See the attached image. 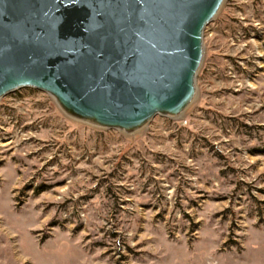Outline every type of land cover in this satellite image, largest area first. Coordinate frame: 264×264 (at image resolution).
<instances>
[{
	"label": "rangeland",
	"instance_id": "1",
	"mask_svg": "<svg viewBox=\"0 0 264 264\" xmlns=\"http://www.w3.org/2000/svg\"><path fill=\"white\" fill-rule=\"evenodd\" d=\"M194 95L127 131L0 97V264H264V0H223Z\"/></svg>",
	"mask_w": 264,
	"mask_h": 264
},
{
	"label": "water",
	"instance_id": "2",
	"mask_svg": "<svg viewBox=\"0 0 264 264\" xmlns=\"http://www.w3.org/2000/svg\"><path fill=\"white\" fill-rule=\"evenodd\" d=\"M221 0H0V97L52 94L75 117L130 131L194 95Z\"/></svg>",
	"mask_w": 264,
	"mask_h": 264
},
{
	"label": "bare ground",
	"instance_id": "3",
	"mask_svg": "<svg viewBox=\"0 0 264 264\" xmlns=\"http://www.w3.org/2000/svg\"><path fill=\"white\" fill-rule=\"evenodd\" d=\"M222 2H223V0H221V2H220V5L222 4ZM220 5L218 6L217 10H219V8H220Z\"/></svg>",
	"mask_w": 264,
	"mask_h": 264
}]
</instances>
